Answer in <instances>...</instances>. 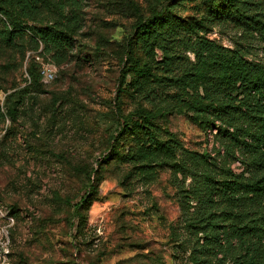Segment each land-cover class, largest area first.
<instances>
[{"label":"rangeland","instance_id":"1","mask_svg":"<svg viewBox=\"0 0 264 264\" xmlns=\"http://www.w3.org/2000/svg\"><path fill=\"white\" fill-rule=\"evenodd\" d=\"M73 1L80 29L41 56L54 67V79L33 84L27 72L30 31L10 36V20L32 28L51 13L33 22L15 3L0 0V264H191L188 249L176 248L171 237L172 230L184 233L180 191H190L191 178L161 167L148 182L131 162L102 160L117 115L136 106L134 97L117 93L124 41L134 14L146 15L156 0L66 5ZM200 1L184 0L180 14L199 17ZM225 17L201 34L264 64L263 36ZM55 99L60 103L53 107ZM6 107L15 108L12 118ZM157 124L185 150L208 154L234 173L242 169L231 158L223 162L216 131H203L187 114L172 113ZM92 168L99 172L96 192L80 211L76 230L65 199L78 200Z\"/></svg>","mask_w":264,"mask_h":264},{"label":"trees","instance_id":"2","mask_svg":"<svg viewBox=\"0 0 264 264\" xmlns=\"http://www.w3.org/2000/svg\"><path fill=\"white\" fill-rule=\"evenodd\" d=\"M66 2H6L15 3L33 22L46 15V10L51 13V20L32 28L10 20V36L30 31V83L41 79L33 55L40 50L43 57L80 29L78 3ZM155 2L146 15L134 14L124 41L117 93L134 97L136 106L117 115L109 153L102 160L104 164L117 158L131 162L148 182L161 167L183 179L191 178L190 191H180L184 233L171 231L175 247L188 249L191 264H264V64L201 34L226 16L264 38V0H201L199 17L180 14L184 0ZM59 103L55 99L53 107ZM14 112V107L5 109L10 118ZM172 113L187 114L203 131L215 130L223 162L231 158L242 169L234 173L225 164L214 163L208 154L198 156L185 150L175 135L157 124ZM184 155L187 159H178ZM98 175L90 169L78 200L65 199L71 212L70 228L79 229L80 211L90 204Z\"/></svg>","mask_w":264,"mask_h":264},{"label":"built area","instance_id":"3","mask_svg":"<svg viewBox=\"0 0 264 264\" xmlns=\"http://www.w3.org/2000/svg\"><path fill=\"white\" fill-rule=\"evenodd\" d=\"M40 51H38L37 53H35L33 55L34 60L39 64V73L41 76V79L46 83V82H51L54 77H55V69L52 65L46 63L41 55L39 54ZM30 54L28 53L27 56H29ZM3 264H6L5 262H3Z\"/></svg>","mask_w":264,"mask_h":264}]
</instances>
